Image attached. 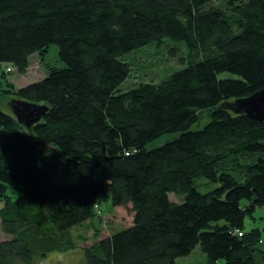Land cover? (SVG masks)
Listing matches in <instances>:
<instances>
[{
    "label": "trees",
    "instance_id": "1",
    "mask_svg": "<svg viewBox=\"0 0 264 264\" xmlns=\"http://www.w3.org/2000/svg\"><path fill=\"white\" fill-rule=\"evenodd\" d=\"M170 39L181 69L120 91L123 56ZM51 45L65 66L16 90L49 107L42 120L0 107V264L75 249L71 229L107 196L133 224L82 264H178L198 245L204 264H264L247 228L264 207V122L221 107L264 89V0H0V65L25 73Z\"/></svg>",
    "mask_w": 264,
    "mask_h": 264
},
{
    "label": "rangeland",
    "instance_id": "2",
    "mask_svg": "<svg viewBox=\"0 0 264 264\" xmlns=\"http://www.w3.org/2000/svg\"><path fill=\"white\" fill-rule=\"evenodd\" d=\"M174 51L171 55L170 51ZM188 51L182 43L173 40H166L161 44H150L144 48L133 51V53L123 56V60L128 64L131 74L124 81L120 91L131 90L138 85L146 84V82H160L181 69L183 63L187 62ZM29 67L25 73H19L17 68H12L3 82H0V107L7 111L10 109L7 102L11 98H15L16 90L27 84L34 83L37 80L47 77L50 70L64 67L65 63L60 60L58 46L51 45L46 51L36 52L29 59ZM9 66L3 65L1 71L6 70ZM7 73V72H5ZM11 86V87H10ZM202 119L200 125L208 120L206 111L201 112ZM162 140L154 143L153 146H159ZM256 154H241L239 156L242 164L247 161H255ZM232 167V165H231ZM58 182L70 183L75 180L74 174L66 177H58ZM206 185L205 180H198L197 185ZM175 202H181L182 199L175 194L170 195ZM3 202L0 203V206ZM254 219L249 218L247 226L254 224L253 228H257L261 232V241L256 246V255L264 256V207L258 208L253 215ZM133 212L131 207L118 206L115 207L111 202L110 196L102 199L93 211V216L86 222L77 224L71 229L70 234L75 241V249L65 251L56 250L48 252L44 258L38 257L39 264H82L84 262V250L87 246L98 242L103 238H107L110 234L119 231V229L130 227L133 223ZM10 237L5 234L1 227L0 220V240H6ZM261 256V257H262ZM178 264H204L206 256L202 252L200 245L191 252L190 255L179 258Z\"/></svg>",
    "mask_w": 264,
    "mask_h": 264
},
{
    "label": "water",
    "instance_id": "3",
    "mask_svg": "<svg viewBox=\"0 0 264 264\" xmlns=\"http://www.w3.org/2000/svg\"><path fill=\"white\" fill-rule=\"evenodd\" d=\"M11 114L18 119L25 128H30L37 124L49 111V107L44 104L29 102L20 98H11L7 102ZM221 107L228 108L233 113L248 115L253 120L264 122V89L256 91L250 96L226 102Z\"/></svg>",
    "mask_w": 264,
    "mask_h": 264
},
{
    "label": "crops",
    "instance_id": "4",
    "mask_svg": "<svg viewBox=\"0 0 264 264\" xmlns=\"http://www.w3.org/2000/svg\"><path fill=\"white\" fill-rule=\"evenodd\" d=\"M3 65H5V64H3ZM3 65H0V67L2 68ZM247 221H248V220H247ZM253 226H254V224H253ZM253 226H252V225H249V229H250V228H253ZM247 228H248V226H247Z\"/></svg>",
    "mask_w": 264,
    "mask_h": 264
},
{
    "label": "built area",
    "instance_id": "5",
    "mask_svg": "<svg viewBox=\"0 0 264 264\" xmlns=\"http://www.w3.org/2000/svg\"><path fill=\"white\" fill-rule=\"evenodd\" d=\"M12 68H13V67L7 68V71H12Z\"/></svg>",
    "mask_w": 264,
    "mask_h": 264
}]
</instances>
